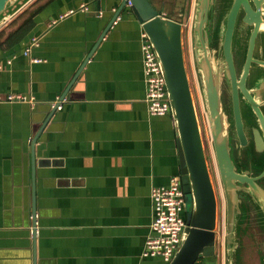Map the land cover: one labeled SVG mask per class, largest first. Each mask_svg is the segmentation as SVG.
Returning <instances> with one entry per match:
<instances>
[{
	"label": "crops",
	"instance_id": "crops-1",
	"mask_svg": "<svg viewBox=\"0 0 264 264\" xmlns=\"http://www.w3.org/2000/svg\"><path fill=\"white\" fill-rule=\"evenodd\" d=\"M155 1L190 29L194 0L184 18ZM123 4L33 0L17 14L42 8L26 39L0 50V95L27 98L0 103V264H163L143 251L152 188L181 179L179 139L172 115L149 113L143 26ZM224 245L218 236L203 264H224Z\"/></svg>",
	"mask_w": 264,
	"mask_h": 264
},
{
	"label": "water",
	"instance_id": "water-1",
	"mask_svg": "<svg viewBox=\"0 0 264 264\" xmlns=\"http://www.w3.org/2000/svg\"><path fill=\"white\" fill-rule=\"evenodd\" d=\"M32 1L0 0V30ZM129 1L157 54L179 139L189 214L170 264H203L217 255L219 211L185 62L184 25L163 16L150 0H124L123 7ZM190 34L223 191L224 264H264V0H194ZM227 80L229 90L224 92ZM65 97L52 106L53 113ZM36 217L34 208L33 235ZM247 227L248 242L242 238Z\"/></svg>",
	"mask_w": 264,
	"mask_h": 264
},
{
	"label": "built area",
	"instance_id": "built-area-1",
	"mask_svg": "<svg viewBox=\"0 0 264 264\" xmlns=\"http://www.w3.org/2000/svg\"><path fill=\"white\" fill-rule=\"evenodd\" d=\"M128 6L132 8L130 1L128 2ZM79 10L85 12L88 10V6L82 4ZM74 13L75 10H71L62 15L60 20ZM8 24L3 26L1 30ZM141 41L146 84V102L149 113L155 117L171 116L172 110L166 80L153 44L144 30L141 34ZM39 42V38H31L26 43L24 55L30 56L32 50L39 46ZM33 62L39 63L41 61L33 59ZM25 100L27 98L20 94L0 95V103L22 102ZM151 200L154 215L150 227L151 233L146 240L143 257L157 258L163 264H170L181 247L183 234L187 228L188 208L181 179L178 177L173 178L168 186L153 187Z\"/></svg>",
	"mask_w": 264,
	"mask_h": 264
},
{
	"label": "rangeland",
	"instance_id": "rangeland-1",
	"mask_svg": "<svg viewBox=\"0 0 264 264\" xmlns=\"http://www.w3.org/2000/svg\"><path fill=\"white\" fill-rule=\"evenodd\" d=\"M156 5L159 6V4H163L165 9L170 13L179 11L181 9V12L184 17H188L190 11L192 10L191 7V0H185V2L182 0H156L155 1ZM29 7V6H28ZM26 7V8H28ZM181 7V8H180ZM164 9V8H163ZM17 17V16H16ZM183 21H186L185 19H182ZM239 46L237 36L234 40V45H233V53H234V59L235 62L238 63L239 60V53L241 52V48L236 47ZM183 47H184V56H185V62H186V67H187V72L194 96V101L196 104V109H197V114L200 122V127H201V133H202V138L204 142V147H205V152L207 156V161L209 165V170L211 174V179L216 191L217 199H218V232H219V237L222 238L223 235L225 234V226H224V198H223V191H222V186L220 182V177H219V172H218V167L215 159V153L213 149V141H212V134H211V126L209 124V118L206 109L204 108L203 104V99L201 97V89L199 85L200 77L198 79L197 73H196V65L194 63V57H193V52H192V46H191V34H190V29L186 26H184V33H183ZM255 66V65H254ZM241 70L238 67V73L240 74ZM224 92H227L229 90V84L228 80L224 82L223 85ZM225 103L227 104V100L225 99ZM249 227H247L245 230H243V235L242 238L247 241L249 238L248 235L250 234L248 232ZM224 233V234H223ZM256 261V260H255ZM256 264L257 261L255 262Z\"/></svg>",
	"mask_w": 264,
	"mask_h": 264
},
{
	"label": "trees",
	"instance_id": "trees-1",
	"mask_svg": "<svg viewBox=\"0 0 264 264\" xmlns=\"http://www.w3.org/2000/svg\"><path fill=\"white\" fill-rule=\"evenodd\" d=\"M48 1L51 2L53 0ZM150 1L152 2V0ZM41 9L40 7L35 11L24 10L3 28L0 31V50L11 49L22 43L35 27V15H37ZM131 10L135 14L132 8Z\"/></svg>",
	"mask_w": 264,
	"mask_h": 264
},
{
	"label": "bare ground",
	"instance_id": "bare-ground-1",
	"mask_svg": "<svg viewBox=\"0 0 264 264\" xmlns=\"http://www.w3.org/2000/svg\"><path fill=\"white\" fill-rule=\"evenodd\" d=\"M216 161V160H215ZM225 210V209H224ZM225 215V214H224ZM224 234V233H223Z\"/></svg>",
	"mask_w": 264,
	"mask_h": 264
}]
</instances>
